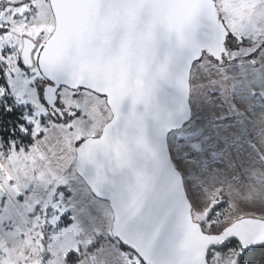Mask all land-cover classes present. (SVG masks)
I'll list each match as a JSON object with an SVG mask.
<instances>
[{
	"label": "snow or ice",
	"instance_id": "obj_1",
	"mask_svg": "<svg viewBox=\"0 0 264 264\" xmlns=\"http://www.w3.org/2000/svg\"><path fill=\"white\" fill-rule=\"evenodd\" d=\"M0 264H264V0H0Z\"/></svg>",
	"mask_w": 264,
	"mask_h": 264
},
{
	"label": "trees",
	"instance_id": "obj_2",
	"mask_svg": "<svg viewBox=\"0 0 264 264\" xmlns=\"http://www.w3.org/2000/svg\"><path fill=\"white\" fill-rule=\"evenodd\" d=\"M7 119H12V117H8Z\"/></svg>",
	"mask_w": 264,
	"mask_h": 264
}]
</instances>
